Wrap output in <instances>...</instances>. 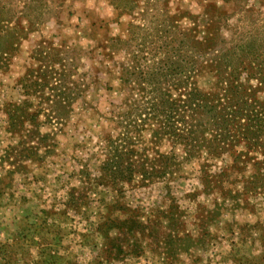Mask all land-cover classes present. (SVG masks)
Returning <instances> with one entry per match:
<instances>
[{
	"label": "rangeland",
	"instance_id": "obj_1",
	"mask_svg": "<svg viewBox=\"0 0 264 264\" xmlns=\"http://www.w3.org/2000/svg\"><path fill=\"white\" fill-rule=\"evenodd\" d=\"M172 14L264 83V0H0V264H264V141L185 161L133 112Z\"/></svg>",
	"mask_w": 264,
	"mask_h": 264
},
{
	"label": "trees",
	"instance_id": "obj_2",
	"mask_svg": "<svg viewBox=\"0 0 264 264\" xmlns=\"http://www.w3.org/2000/svg\"><path fill=\"white\" fill-rule=\"evenodd\" d=\"M167 17L169 41L153 39L150 57L138 58L128 72L138 97L133 104L136 119L156 126L154 142L164 138L172 147L180 145L185 161L195 158L202 146L208 148V155L218 156L230 139L242 138L250 145L264 141V101L257 96L264 91L263 80L252 84L249 76H243L246 69L228 41L177 31L176 16ZM178 59L181 63L176 65ZM140 60L150 61L141 64ZM203 73L214 78L209 91L198 86L196 77ZM133 128L132 123L124 125L125 146L134 144ZM127 172L128 168L120 176L125 178Z\"/></svg>",
	"mask_w": 264,
	"mask_h": 264
}]
</instances>
